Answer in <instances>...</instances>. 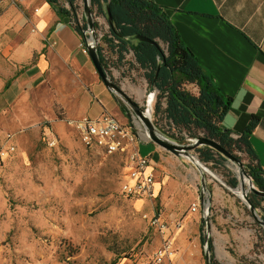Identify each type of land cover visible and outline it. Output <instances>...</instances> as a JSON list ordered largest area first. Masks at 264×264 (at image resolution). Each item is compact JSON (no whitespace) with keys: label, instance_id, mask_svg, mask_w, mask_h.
I'll return each instance as SVG.
<instances>
[{"label":"rangeland","instance_id":"rangeland-1","mask_svg":"<svg viewBox=\"0 0 264 264\" xmlns=\"http://www.w3.org/2000/svg\"><path fill=\"white\" fill-rule=\"evenodd\" d=\"M78 6L81 18L82 0H78ZM103 17V25L95 31L97 49H103L109 64L108 77L143 110L151 108L152 123L164 137L178 145L193 143L195 139L184 133L183 141L171 138L177 132L164 117L165 99L159 98L157 91L152 103L147 104L148 82L138 66L129 67L134 64L131 55L123 67H115V56L102 42L108 32V22ZM78 50L83 58L80 64L87 68L86 75L82 73L84 68L73 70L60 65L55 70L47 69L44 81L30 91V99L21 107L15 104L0 119V148L14 147L0 164V264H153L161 240L148 224L152 213L160 214L162 219L177 213L183 229L174 243L175 258L205 264L203 247L198 244L199 226L205 222L201 201L199 213L190 214V204L202 192V179L203 193L209 199L211 185L218 182L231 199L241 204L247 220L240 227L251 238L247 245H241V255L233 245L225 250L234 261L221 260L217 264H264V238H260L256 221L236 193V189L241 192L237 167L224 157L222 167L203 163L200 155L203 146L189 154L211 171L214 178L187 158L162 149L168 160L155 166L156 198L126 199L121 195L119 186L126 172L124 158L85 147L66 121L88 113L90 117L108 114L123 125H133L141 156L150 155L153 147L129 106L113 98L98 78L87 52L84 54L80 47ZM36 63L34 56L30 65ZM92 78L97 83L95 88ZM185 89L195 92L193 87ZM29 105L34 116H27ZM47 129L56 138L52 148L42 140ZM6 135L10 136L9 141L5 140ZM197 136L203 137V133L198 132ZM236 155L246 163L242 155ZM232 177L238 181L235 189L227 185ZM251 194L247 190V196ZM261 212L256 209L257 216ZM175 258L173 263H177Z\"/></svg>","mask_w":264,"mask_h":264},{"label":"crops","instance_id":"crops-1","mask_svg":"<svg viewBox=\"0 0 264 264\" xmlns=\"http://www.w3.org/2000/svg\"><path fill=\"white\" fill-rule=\"evenodd\" d=\"M148 1L162 8L181 42L211 77L218 92L231 99L221 128L237 137L252 117L258 119L249 144L264 170V0ZM63 6L65 8V4ZM27 21L35 27V33L30 32ZM69 22L67 17L57 15L46 0L0 2V119L12 106L21 107L30 99V91L44 81L47 69L55 70L60 65L73 70L84 68L78 50L81 38ZM34 56L37 63L30 65ZM86 71L84 68L82 73L86 75ZM92 81L95 88L97 83L94 78ZM78 82L77 79L75 83L79 87ZM27 111L28 117L34 116L31 106ZM85 116L90 117L89 113L80 117ZM150 144L153 151L146 157L150 159L149 170L154 173L155 166L168 160V156L161 148ZM188 168L197 174L193 168ZM210 189V239L214 260L216 263L234 261L225 250L233 245L238 255L243 253L241 245H247L251 239L248 231L240 227L247 216L241 204L231 199L221 184L213 182ZM200 201L202 205L201 194H198L190 205L197 203L200 210ZM196 213L199 211L190 212L191 215ZM177 215L171 213L165 220L171 223L181 220ZM182 229L183 222L182 228L175 232L174 243ZM175 260L190 264L181 257Z\"/></svg>","mask_w":264,"mask_h":264},{"label":"trees","instance_id":"trees-1","mask_svg":"<svg viewBox=\"0 0 264 264\" xmlns=\"http://www.w3.org/2000/svg\"><path fill=\"white\" fill-rule=\"evenodd\" d=\"M55 8L56 14L69 19L72 29L82 40V32L86 30L83 16L79 18L78 0H46ZM68 8H64V4ZM93 15H105L108 9L112 18L111 28L102 38L110 53L116 58L115 67H123L128 55H131L134 65L144 71V78L148 82L149 92L157 91L159 98L165 99L163 114L177 134L173 139L184 140L183 133L188 138H197L202 132L203 138L216 142L221 148L241 160L239 153L246 159L244 171L251 178L254 187L264 193V170L259 166L253 153L249 138L256 128L258 119L252 117L243 132L234 138L230 131L221 128L220 123L227 112L231 99L222 96L214 86L212 79L206 74L193 54L187 49L171 24L167 14L148 0H90ZM95 12V13H94ZM95 29L98 24L94 22ZM142 35L156 40L159 48L135 39ZM98 47L100 63L105 72L109 64ZM159 68V69H158ZM193 87L191 93L185 87ZM200 153L201 161L212 167H222L226 160L209 147H203ZM227 185L235 189L238 185L232 177ZM250 203L261 209V220L264 221V198L251 194ZM260 238H264V229L256 223ZM200 244H205L204 225L199 226ZM210 264H217L214 260L211 239L208 245Z\"/></svg>","mask_w":264,"mask_h":264},{"label":"built area","instance_id":"built-area-1","mask_svg":"<svg viewBox=\"0 0 264 264\" xmlns=\"http://www.w3.org/2000/svg\"><path fill=\"white\" fill-rule=\"evenodd\" d=\"M65 8H68L66 3ZM36 12L37 9L34 10V13ZM93 18L98 27L103 25V16L93 15ZM26 23L30 26V32L35 33V27L28 21ZM69 23L70 27H72L71 22ZM79 47L85 54L84 41L79 44ZM155 93L156 91H153L148 94L150 103H152ZM148 100L147 104H150ZM66 124L76 132L80 142L85 147L98 148L106 154L119 155L124 158L126 172L119 186L120 193L124 198L146 200H154L156 198L155 178L153 172L149 170L150 159L139 154L137 138L132 124L129 126L123 125L108 114L68 119ZM9 140L10 136L7 135L6 141ZM42 140L48 148L56 145V138L48 129L43 133ZM3 148H0V164L14 151L13 146ZM197 211H199V204L193 203L190 207V212L195 213ZM148 224L159 234L161 240L159 248L153 255V264H180L173 263L175 258L174 235L175 232L182 228V221L176 220L171 223L162 219L160 214L152 213L148 218Z\"/></svg>","mask_w":264,"mask_h":264},{"label":"water","instance_id":"water-1","mask_svg":"<svg viewBox=\"0 0 264 264\" xmlns=\"http://www.w3.org/2000/svg\"><path fill=\"white\" fill-rule=\"evenodd\" d=\"M82 13L83 18L86 25V30L82 32L83 40L85 43L86 52L91 60V63L97 73L98 78L102 81L103 85L107 89V91L113 96L115 99H119L122 102H124L126 105L129 106L131 111L133 112L134 116L138 119V121L141 123L142 127L145 131V137L154 145L158 146L159 148L165 150L166 152L176 156V157H185L188 160H190L197 168L201 169L204 173L212 176L214 178V175L211 171L204 168L202 164L195 160L189 152L194 150L196 147L203 146V147H209L212 150L216 151L218 154H220L222 157H224L227 161L233 163L237 169H238V179H239V187L241 188L242 196L239 197L242 202L247 206L249 209L251 217L256 221V223L261 226L264 229V221L261 220L259 216L256 214V208L250 203L247 192H245V189L241 187V182L245 178L248 181L247 190H250V192L258 197L264 198V193L257 190L251 178L247 175V173L244 171V164L243 162L237 160L234 156H232L230 153L225 151L223 148H221L216 142L213 140L203 138V137H197L194 138V142L191 144L186 145H178L175 142L167 139L164 137L159 131L155 128V126L152 123L151 114L149 116L146 115L147 110H143L139 104L134 101L129 95H127L123 89L119 86H117L106 74V72L103 70L101 63H100V57L98 54L97 44H98V37L95 31L94 26V18L91 11V4L90 0H82ZM105 18L109 24V26L112 28V18L110 15V12L108 9L105 10ZM135 39L140 42H146L149 43L156 48H159V44L156 40H151L149 38H146L142 35H136ZM159 69V68H158ZM126 117H128V114H125ZM237 190V189H236ZM201 199H202V212H203V218L205 219V222L203 221L205 225V244L203 246V255L205 264H210V253L208 249L209 245V239H210V199L207 197V194L205 195L203 191H205V185L203 182V179L201 180ZM205 197V200H204ZM207 197V198H206Z\"/></svg>","mask_w":264,"mask_h":264},{"label":"bare ground","instance_id":"bare-ground-1","mask_svg":"<svg viewBox=\"0 0 264 264\" xmlns=\"http://www.w3.org/2000/svg\"><path fill=\"white\" fill-rule=\"evenodd\" d=\"M148 103H150V99L148 100ZM150 114H151V111H150V109H148L146 115L149 116ZM195 160H196V159H195ZM240 186L243 187V188L245 189V192H247V187H246V186H248V181H246V179L244 178V179L242 180ZM236 193H237V195H238L239 197L242 196V192H239L238 190H236Z\"/></svg>","mask_w":264,"mask_h":264}]
</instances>
